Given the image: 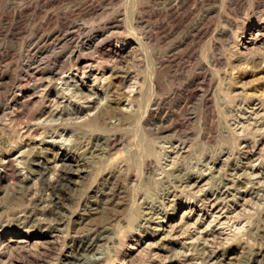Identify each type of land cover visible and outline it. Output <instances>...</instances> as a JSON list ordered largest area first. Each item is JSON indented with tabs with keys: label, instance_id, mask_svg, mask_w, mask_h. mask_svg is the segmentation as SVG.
I'll return each instance as SVG.
<instances>
[{
	"label": "rangeland",
	"instance_id": "374dc122",
	"mask_svg": "<svg viewBox=\"0 0 264 264\" xmlns=\"http://www.w3.org/2000/svg\"><path fill=\"white\" fill-rule=\"evenodd\" d=\"M71 263L264 264V0H0V264Z\"/></svg>",
	"mask_w": 264,
	"mask_h": 264
},
{
	"label": "bare ground",
	"instance_id": "6f19581e",
	"mask_svg": "<svg viewBox=\"0 0 264 264\" xmlns=\"http://www.w3.org/2000/svg\"><path fill=\"white\" fill-rule=\"evenodd\" d=\"M59 108H60V106H59ZM59 108L57 106V108L54 110V112H52L50 115L52 117L58 116L60 114L62 115L65 110H63V109L60 110ZM46 164L47 163H44V162H38L35 164V165L40 167V170L36 173L38 175L37 176L38 181L40 182L39 194L37 196H35L36 197L35 199H33L32 203H31L32 206H30V208L26 209V215L20 219L22 224L33 223L34 220H36L37 215L40 214L39 210L42 209V208H40L41 206H45V208L50 207L49 210L44 212V216L46 218L49 217L50 220H52L56 225L59 224V222L61 221L60 220V216H61L60 210H61V202L63 201L62 196H63L64 192L66 191V189L69 185V182H71L70 178H71V174L73 173V167L74 166L63 164L61 169L57 171L55 178L49 179V178H47V174L50 171V168H49L48 164L47 165ZM85 247L83 248L84 251H83L82 257L87 256L88 253L90 251L92 252V250H93V247L90 245L85 246Z\"/></svg>",
	"mask_w": 264,
	"mask_h": 264
}]
</instances>
